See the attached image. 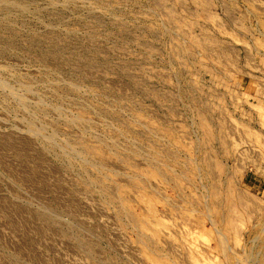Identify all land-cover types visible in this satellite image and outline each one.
<instances>
[{
	"label": "rangeland",
	"instance_id": "obj_1",
	"mask_svg": "<svg viewBox=\"0 0 264 264\" xmlns=\"http://www.w3.org/2000/svg\"><path fill=\"white\" fill-rule=\"evenodd\" d=\"M0 264H264V0H0Z\"/></svg>",
	"mask_w": 264,
	"mask_h": 264
},
{
	"label": "bare ground",
	"instance_id": "obj_2",
	"mask_svg": "<svg viewBox=\"0 0 264 264\" xmlns=\"http://www.w3.org/2000/svg\"><path fill=\"white\" fill-rule=\"evenodd\" d=\"M31 133V132H30ZM32 134V133H31ZM47 217H48V215H47ZM45 219V218H44Z\"/></svg>",
	"mask_w": 264,
	"mask_h": 264
}]
</instances>
